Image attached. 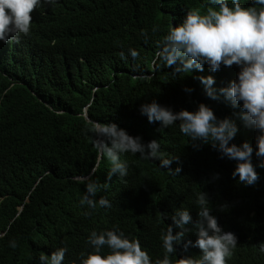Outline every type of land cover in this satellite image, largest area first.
Instances as JSON below:
<instances>
[{
  "label": "trees",
  "instance_id": "trees-1",
  "mask_svg": "<svg viewBox=\"0 0 264 264\" xmlns=\"http://www.w3.org/2000/svg\"><path fill=\"white\" fill-rule=\"evenodd\" d=\"M239 2L252 6L251 0ZM210 6L208 0H42L29 32L0 42V264H41L42 255L60 248L66 249L63 264H81L94 251L91 232L106 230L138 240L152 264L165 257L169 264L198 260L201 250L192 245L201 193L221 229L237 239L226 264L231 256V264H264L255 248L264 245L259 132L245 125L240 106L233 108L219 93L240 68L221 65L211 72L204 65L202 72L173 74L156 56L188 11L205 14ZM209 75L215 100L199 79ZM153 100L173 112H192L203 103L218 119L234 121L238 132L231 143L253 147L257 183L245 186L233 178L236 161L221 158L210 144L194 147L179 122L168 128L149 123L139 108ZM96 123L115 124L144 144L157 141L162 158L174 159L170 168L125 152L120 159L127 176L113 175L106 183L111 164L96 140L108 141L96 135ZM90 174L98 183L93 199L104 197L110 207L81 205L85 184L76 177ZM177 210L189 211L192 223L168 253L161 237ZM173 228V234L179 231Z\"/></svg>",
  "mask_w": 264,
  "mask_h": 264
},
{
  "label": "clouds",
  "instance_id": "clouds-1",
  "mask_svg": "<svg viewBox=\"0 0 264 264\" xmlns=\"http://www.w3.org/2000/svg\"><path fill=\"white\" fill-rule=\"evenodd\" d=\"M52 3L54 0H43ZM42 3V0H0V42L19 34H27L32 21L31 13ZM205 14L198 11H188L182 22L172 26L164 37L160 51L156 53L166 67L173 68V74L191 73L193 70L203 71L208 65L211 72H216L221 65L231 67L237 65L240 71L237 79L229 86L219 89V93L230 102L233 108L240 106L241 119L248 127L255 128V155L260 159L258 167H264V0H251L252 6L242 7L239 0H208ZM135 57L137 53L131 52ZM204 86L205 94L215 100L218 98L214 77H199ZM185 92L193 89L185 88ZM141 115L146 116L149 123L159 122L168 128L179 122L180 132L189 137L194 147L195 142L210 144L218 151L221 158L236 161L232 177H239V182L245 186H253L259 180V174L252 163L253 147L247 142L237 145L231 143L238 132L234 121L229 118L218 119L213 110L200 103L195 111L181 110L173 112L171 108L161 106L155 100L142 104L139 108ZM85 119H89L84 114ZM96 135L106 138L103 144L104 155L111 164L106 177L110 181L113 175L120 178L127 176L128 166L120 159L125 152L139 154L144 160H159L161 169L170 168L174 159L162 158L159 144L153 140L144 144L140 137L130 136L126 130L115 124L103 125L96 123ZM180 171L179 168L175 173ZM95 172V167L91 173ZM218 178V176H217ZM85 184V193L81 205L95 208L110 207L109 201L101 197L98 201L93 198L98 190V183L87 177H76ZM200 211L198 221L194 224L196 240L192 246L201 250L198 260L183 259L182 264H226V258L231 255L237 239L231 232H224L218 225L216 217L210 214L208 200L204 193L198 197ZM173 225L179 231L174 233L173 225H169L162 237L163 247L168 253L175 251V245L181 241L186 225L192 223V217L187 210H177L171 217ZM88 243L94 251L81 260V264H152L147 252L142 250L140 242L129 239L122 231L106 230L99 234L92 231ZM191 243V242H189ZM8 246L15 249L16 241H9ZM109 249L107 254H101L104 247ZM255 248L264 255V245L257 244ZM66 249L60 248L51 255H42L41 264H63ZM234 255V254H232ZM231 256L227 264H231ZM156 264H169L167 257Z\"/></svg>",
  "mask_w": 264,
  "mask_h": 264
},
{
  "label": "bare ground",
  "instance_id": "bare-ground-1",
  "mask_svg": "<svg viewBox=\"0 0 264 264\" xmlns=\"http://www.w3.org/2000/svg\"><path fill=\"white\" fill-rule=\"evenodd\" d=\"M161 239H162V237H161Z\"/></svg>",
  "mask_w": 264,
  "mask_h": 264
}]
</instances>
